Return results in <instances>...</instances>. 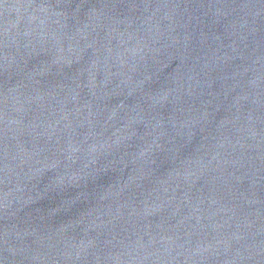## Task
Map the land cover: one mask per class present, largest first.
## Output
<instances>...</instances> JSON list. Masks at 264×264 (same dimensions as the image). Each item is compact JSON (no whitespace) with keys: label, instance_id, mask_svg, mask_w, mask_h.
Listing matches in <instances>:
<instances>
[{"label":"water","instance_id":"1","mask_svg":"<svg viewBox=\"0 0 264 264\" xmlns=\"http://www.w3.org/2000/svg\"><path fill=\"white\" fill-rule=\"evenodd\" d=\"M0 264H264V0H0Z\"/></svg>","mask_w":264,"mask_h":264}]
</instances>
